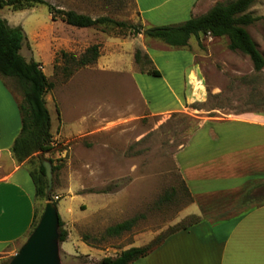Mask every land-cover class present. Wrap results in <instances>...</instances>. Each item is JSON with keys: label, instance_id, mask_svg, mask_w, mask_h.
Here are the masks:
<instances>
[{"label": "rangeland", "instance_id": "374dc122", "mask_svg": "<svg viewBox=\"0 0 264 264\" xmlns=\"http://www.w3.org/2000/svg\"><path fill=\"white\" fill-rule=\"evenodd\" d=\"M46 1L65 9L78 8L76 0ZM92 1L87 0L81 10L140 22L133 0H100L96 4ZM228 1L199 0L197 12L204 13L215 3ZM172 2L173 8L170 3L163 7L159 25L177 24L195 16L193 0ZM249 11L264 17V0H254ZM47 14L43 4L32 11L0 10V17L11 26H21L25 36L35 26L33 15L40 22H49ZM55 24L52 39L57 43L72 36L65 31L66 23ZM247 29L264 55V20L248 25ZM115 30L108 27L106 33L123 40L143 35L132 36L127 30L120 35ZM143 40L159 76L141 71L136 64L133 67L128 53L115 55L121 63L109 67H100L96 62L83 67L65 64L56 42H52L51 51L44 49L37 55L42 71L55 84L46 94L53 133L58 117L56 107L64 133L77 126L82 130L69 138L57 136L53 140L54 156L44 155L53 159V165H59L52 171L50 192L53 199L58 196L57 210L67 232L65 241L59 242L61 264H97L103 257H114L131 246L146 245L169 227L186 222L192 214H184V208L191 200L176 168L175 152L185 144L197 122L264 110V67L255 71L248 55L228 48L226 37H191L183 48L169 47L157 39ZM130 45L127 41V50ZM84 50L85 46L66 52L79 57ZM20 53L27 59L33 54L28 45ZM130 66L131 79L125 72ZM63 68H70L71 74L66 76ZM7 81L16 90L13 81ZM142 98L153 107L185 104V109L149 116ZM23 164L36 168L38 160L32 157ZM75 189L85 196L70 197V191ZM164 195L168 196L165 201ZM160 198L162 203L156 204ZM44 204V200L35 198L37 219ZM67 208L71 210L68 212ZM139 215L142 217L130 231L101 238L107 226ZM85 234L91 237L87 241L83 240Z\"/></svg>", "mask_w": 264, "mask_h": 264}, {"label": "crops", "instance_id": "0c3cea01", "mask_svg": "<svg viewBox=\"0 0 264 264\" xmlns=\"http://www.w3.org/2000/svg\"><path fill=\"white\" fill-rule=\"evenodd\" d=\"M97 1L100 0L92 3ZM133 1L137 19L145 26H160L163 7L168 3L174 7V0ZM75 2L78 8L66 9L92 18L106 15L81 10L87 0ZM198 2L193 0L192 4L193 10L197 9L195 16L200 15ZM36 6L26 10L32 11ZM47 18L49 22L46 19L40 22L33 15L35 26L29 30L21 47H30L33 54L28 59L39 62L37 55L44 49L51 51L52 42H56L52 39V27L61 20H52L49 13ZM64 25L65 31L72 36L63 43L56 42L58 50L74 52L83 46L86 49L98 44L100 55L95 64L100 67L121 63L120 57L115 58L117 54L128 53L133 59L138 47L146 52L143 35L123 40L100 28ZM127 41L131 44L128 50L125 47ZM103 51L106 55L101 54ZM132 65L135 66L134 59ZM133 67L125 70L130 79ZM190 82L193 83L191 78ZM20 98L7 78L0 76V261L13 255L23 244L30 233L35 212V192L28 167L24 162L18 163L11 152L21 127ZM142 100L149 116L185 109V104L153 107ZM48 102L46 96V105ZM56 120L55 134L51 126L53 140L60 135L69 138L82 131L77 126L74 131L64 133L60 115ZM54 149L46 154L54 156ZM174 160L192 197L184 214L196 215L199 219L187 229L167 236L154 250L129 264H264V110L240 112L223 120H202L175 152ZM75 194L85 196L76 189L69 193L70 197ZM187 208L191 210L187 212ZM70 210L67 208L68 212Z\"/></svg>", "mask_w": 264, "mask_h": 264}, {"label": "trees", "instance_id": "16d2710c", "mask_svg": "<svg viewBox=\"0 0 264 264\" xmlns=\"http://www.w3.org/2000/svg\"><path fill=\"white\" fill-rule=\"evenodd\" d=\"M39 4L47 6L52 20L59 19L75 27H96L104 32L108 30V27H112V30L117 29L115 32L117 31L120 35L125 34L126 30L132 36L141 33L144 37L157 39L173 48L187 47L191 37L197 39L201 35H209L212 38L226 37L228 39V48L248 55V59L255 71H259L264 67V55L258 49L247 29L248 25L264 20V17L250 13L249 8L253 6L254 0L217 2L198 16L187 18L177 24L160 26H145L140 22L117 20L106 15L92 18L89 15L77 13L72 9L59 8L46 0H0V10L9 8L12 11H26V9ZM25 39L26 36L21 26H11L5 19L0 17V76L11 79L15 89L21 96L18 102L21 127L18 136L12 144L11 152L18 163H22L32 157L37 158V167L28 168V173L34 186L35 198L42 199L45 202L50 200L56 206L59 199H53V194L51 192L47 194L46 192L47 178L43 166V160H48L52 165V171L59 167V165H53L52 158H44V155L54 148L51 119L46 105V94L55 84L53 81L48 80L39 62L33 59H26L20 53ZM58 53L65 64L83 67L96 62L99 55V46L98 44L88 46L79 57H74L63 50ZM133 59L141 71H146L153 76H159L158 70L152 66V60L146 52L139 48L135 49ZM64 67L67 66L65 65ZM63 70L66 76H69L72 72L70 68H63ZM56 111L59 116L57 107ZM199 125L200 122H197L193 130L197 129ZM183 184L185 187L184 182ZM185 191L191 200L192 197L186 187ZM167 197V195H164L163 200ZM160 203H162V198L156 201V204ZM139 217L142 216H134L107 226L101 238L104 236H118L123 232L130 231ZM38 219L35 210L30 232L38 222ZM198 219V216L190 215L186 222L169 227L165 232L156 236L154 240L149 241L148 244L131 246L120 251L114 257H103L97 264H129L154 250L167 236L187 229L196 223ZM66 236L67 232L63 228V222L59 215V242L65 241ZM90 238L87 234L83 236V240L86 241ZM93 239L95 238L92 237ZM7 262L8 260L2 264H7Z\"/></svg>", "mask_w": 264, "mask_h": 264}, {"label": "water", "instance_id": "95a60500", "mask_svg": "<svg viewBox=\"0 0 264 264\" xmlns=\"http://www.w3.org/2000/svg\"><path fill=\"white\" fill-rule=\"evenodd\" d=\"M47 178V194L52 187V165L43 160ZM59 214L52 201L47 200L38 222L7 264H61L59 258Z\"/></svg>", "mask_w": 264, "mask_h": 264}, {"label": "built area", "instance_id": "2783aa9c", "mask_svg": "<svg viewBox=\"0 0 264 264\" xmlns=\"http://www.w3.org/2000/svg\"><path fill=\"white\" fill-rule=\"evenodd\" d=\"M53 146H56V144H53ZM54 199H58V196L55 195L54 196Z\"/></svg>", "mask_w": 264, "mask_h": 264}]
</instances>
